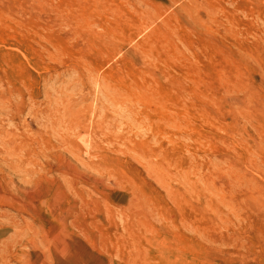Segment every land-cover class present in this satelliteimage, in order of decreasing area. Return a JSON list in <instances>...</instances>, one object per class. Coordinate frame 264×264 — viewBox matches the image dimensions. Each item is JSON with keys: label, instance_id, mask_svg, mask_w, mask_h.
Masks as SVG:
<instances>
[{"label": "rangeland", "instance_id": "obj_1", "mask_svg": "<svg viewBox=\"0 0 264 264\" xmlns=\"http://www.w3.org/2000/svg\"><path fill=\"white\" fill-rule=\"evenodd\" d=\"M0 264H264V0H0Z\"/></svg>", "mask_w": 264, "mask_h": 264}]
</instances>
